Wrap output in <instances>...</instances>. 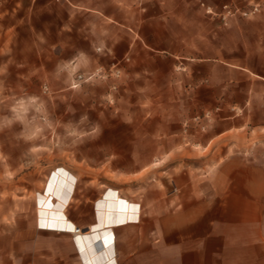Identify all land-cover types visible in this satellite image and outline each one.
<instances>
[{
  "label": "crops",
  "instance_id": "0c3cea01",
  "mask_svg": "<svg viewBox=\"0 0 264 264\" xmlns=\"http://www.w3.org/2000/svg\"><path fill=\"white\" fill-rule=\"evenodd\" d=\"M53 1L31 0L29 5L39 6L34 13L42 15ZM163 5V0L59 3L57 20L64 24L51 27L67 39L59 44L61 52L79 54L77 66L90 70L101 65L94 57L87 66L84 60L95 46L116 57L132 54L125 91L139 105L132 104L136 108L124 124H103L83 144L94 156L49 175L36 195V219L26 235L12 236L0 264H106L112 259L117 264H264L259 158L245 162L238 155H221L199 167L186 164L196 160L178 153L184 148L181 127L163 122L172 107L178 116L202 115L212 101V68L205 60L200 61L202 84L188 92L180 90L181 78L170 75L176 62L151 54L161 50L159 37L175 36L163 27ZM157 102L166 104L161 109ZM239 129L209 131L194 143L209 149ZM138 206L135 223L130 220ZM74 227L86 233L74 236L68 231Z\"/></svg>",
  "mask_w": 264,
  "mask_h": 264
},
{
  "label": "rangeland",
  "instance_id": "374dc122",
  "mask_svg": "<svg viewBox=\"0 0 264 264\" xmlns=\"http://www.w3.org/2000/svg\"><path fill=\"white\" fill-rule=\"evenodd\" d=\"M61 1L48 4L41 15L31 0H0V254L10 251L12 236L27 234L37 216L36 195L49 175L94 156L83 144L103 124H124L139 105L125 91L132 54L116 57L95 46L84 60L87 66L94 57L101 65L90 70L77 66L79 54L61 52L59 44L67 39L51 27L64 24L56 14ZM166 2L163 27L175 36L159 37L161 50L151 54L176 62L170 75L181 78L180 90L188 92L203 82L200 61L212 68V101L202 115L178 116L173 107L165 111L163 122L181 127L179 155L195 158L186 162L195 167L221 155L245 162L258 157L264 167V0ZM208 7L214 15L207 14ZM157 104L162 109L166 102ZM226 127L240 129L209 149L194 143Z\"/></svg>",
  "mask_w": 264,
  "mask_h": 264
},
{
  "label": "built area",
  "instance_id": "2783aa9c",
  "mask_svg": "<svg viewBox=\"0 0 264 264\" xmlns=\"http://www.w3.org/2000/svg\"><path fill=\"white\" fill-rule=\"evenodd\" d=\"M202 6L204 7L205 5L202 4ZM227 8V7H226ZM206 12L207 14H211V15H214V11L211 9V8H206ZM77 181H75V185H76ZM139 206H138V209H137V212L135 213L134 217L132 220V222H135V223H138L139 222V219H140V210H139ZM81 233H86L84 232L82 229L80 228H76V230L74 232H72V234L75 236V235H78V234H81ZM106 264H117L116 260L115 259H112L110 261H108Z\"/></svg>",
  "mask_w": 264,
  "mask_h": 264
},
{
  "label": "bare ground",
  "instance_id": "6f19581e",
  "mask_svg": "<svg viewBox=\"0 0 264 264\" xmlns=\"http://www.w3.org/2000/svg\"><path fill=\"white\" fill-rule=\"evenodd\" d=\"M76 228H77V227H74V228H72V229H70V230H68V231H70V232L72 233V232H74V231L76 230ZM83 234H85V233H81V234H78V235H75V236H81V235H83Z\"/></svg>",
  "mask_w": 264,
  "mask_h": 264
}]
</instances>
